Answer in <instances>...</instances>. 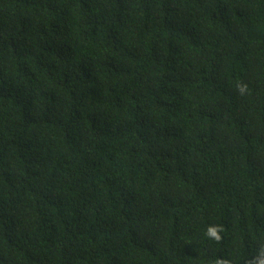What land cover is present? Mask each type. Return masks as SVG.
<instances>
[{"label":"trees","instance_id":"trees-1","mask_svg":"<svg viewBox=\"0 0 264 264\" xmlns=\"http://www.w3.org/2000/svg\"><path fill=\"white\" fill-rule=\"evenodd\" d=\"M0 264H264V0H0Z\"/></svg>","mask_w":264,"mask_h":264}]
</instances>
